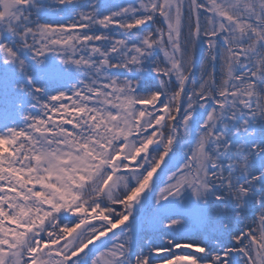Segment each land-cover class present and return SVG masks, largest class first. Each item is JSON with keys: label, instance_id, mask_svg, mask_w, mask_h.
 Masks as SVG:
<instances>
[{"label": "snow or ice", "instance_id": "obj_1", "mask_svg": "<svg viewBox=\"0 0 264 264\" xmlns=\"http://www.w3.org/2000/svg\"><path fill=\"white\" fill-rule=\"evenodd\" d=\"M0 264H264V0H0Z\"/></svg>", "mask_w": 264, "mask_h": 264}]
</instances>
